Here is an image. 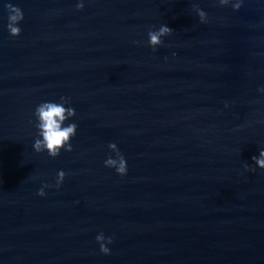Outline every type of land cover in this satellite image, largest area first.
I'll return each mask as SVG.
<instances>
[{"label":"water","instance_id":"1","mask_svg":"<svg viewBox=\"0 0 264 264\" xmlns=\"http://www.w3.org/2000/svg\"><path fill=\"white\" fill-rule=\"evenodd\" d=\"M4 3L23 14L15 38ZM76 3L0 0V264H264V171L243 167L264 148V0ZM60 96L77 129L49 158L29 121Z\"/></svg>","mask_w":264,"mask_h":264},{"label":"clouds","instance_id":"2","mask_svg":"<svg viewBox=\"0 0 264 264\" xmlns=\"http://www.w3.org/2000/svg\"><path fill=\"white\" fill-rule=\"evenodd\" d=\"M219 6L224 7L231 5L233 11H237L242 4V0H218ZM83 0H77L75 8L77 11L83 8ZM3 9L5 12V30L12 38L19 36V23L23 20V14L19 7L4 3ZM197 17L201 24L206 22V13L202 10H197ZM170 29L165 25H160L156 29L151 27L147 30V46L156 51L162 43V39L170 35ZM133 44L136 41L132 42ZM258 92L264 93V88H258ZM227 106V105H226ZM76 113L68 98L60 96L55 101H41L33 110L32 120L29 121L35 129V137L31 145L36 153H46L49 158H56L61 151L71 152V139L75 136L77 124L74 122ZM108 152L111 155L106 156L103 161L105 168L113 170L117 176H125L127 173V164L124 156L113 142L107 144ZM252 165H244L245 172L255 171L259 169L264 171V148L258 149V155L251 157ZM65 173L57 171L54 185L42 183L36 195L43 197L45 188H59L64 180ZM95 243L98 245L99 252L103 255H109V247L113 243L111 236L106 237L103 232L97 233L94 237Z\"/></svg>","mask_w":264,"mask_h":264}]
</instances>
